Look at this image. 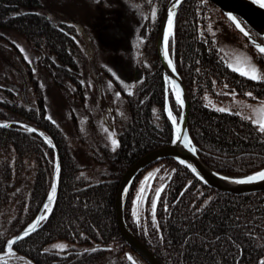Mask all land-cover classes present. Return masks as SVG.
<instances>
[{"label": "trees", "instance_id": "obj_1", "mask_svg": "<svg viewBox=\"0 0 264 264\" xmlns=\"http://www.w3.org/2000/svg\"><path fill=\"white\" fill-rule=\"evenodd\" d=\"M142 1L154 5L155 14L143 34L142 53L138 52L141 79L122 82L106 71L126 109V114L117 118L118 146L113 151V144L101 141L86 152L70 145L67 127L70 117H77L71 97L77 94L85 99L80 40L82 43L87 37L91 44L92 31L83 26L75 33L69 22L47 12L45 0H0V43L13 45L17 52L18 46L7 32L18 31L48 73L51 82L46 87L65 95L61 111L52 107L47 90L29 68L24 77L34 87L35 102L20 99L15 92L0 99V264H150L123 238L115 212V195L124 171L144 153L169 143L173 134L165 113L163 67L156 50L170 0ZM114 20L112 26L117 29ZM218 27L226 39L245 41L264 71V53L210 0L185 1L175 17L169 51L190 97L188 128L201 159L224 174H246L264 167V132L246 117L220 111L213 101L236 94L248 101L264 102V79L252 80L233 71L217 40ZM125 56L133 59L131 50ZM75 74H80L78 82ZM170 102L179 119L182 107L172 93ZM30 126L43 131L50 143ZM55 148L59 166L55 198L47 203L51 213L6 252L8 240L36 219L51 195ZM92 159L103 166L97 180L83 173ZM149 171L153 185L147 186V195L137 201L136 192ZM159 188L162 191L157 199ZM125 216L135 234L165 264L264 262V190L246 194L221 191L199 180L172 157L152 163L137 175L127 197ZM57 241L70 246L61 250L54 245ZM129 253L135 261L129 259Z\"/></svg>", "mask_w": 264, "mask_h": 264}, {"label": "rangeland", "instance_id": "obj_2", "mask_svg": "<svg viewBox=\"0 0 264 264\" xmlns=\"http://www.w3.org/2000/svg\"><path fill=\"white\" fill-rule=\"evenodd\" d=\"M45 2L48 5L47 12L49 14L69 22L75 31L81 32L80 27L83 28V26L88 28L92 31L93 36L91 44H88L85 38H83L81 43L79 38L83 52L79 64L81 70H83L82 78L85 83L86 94L85 99H81L77 94L71 97L77 117L75 120L70 117L71 124L70 127L69 124L67 127L69 143L73 148H82L86 152H89L101 141L108 145L112 144V139H115L117 118L125 115L126 109L123 97L115 90L114 85L107 78L106 71L116 74L122 82L130 81V83H133V81H136L134 79L135 71L129 70V67L135 64L140 68L137 73L141 76L143 68L137 61H140L139 53H142L141 43L144 40L143 34H146L147 23L154 17L155 7L152 4H145L142 0H45ZM103 16H112L115 19L114 23H116L119 29L123 28L126 16L127 23H125L129 26L130 30L128 38L127 36L122 38V36L117 35V33H122V31L117 28L118 32H115V28L113 38L117 42H109L108 44L103 42L101 38L104 36L103 33L107 31V28L103 24H98ZM144 21H146L145 25H143ZM111 26L108 25L109 28ZM143 28L144 30H141ZM7 33L10 39L18 46L19 50L16 52L13 45L4 42L0 43V98H7L9 96L10 92L5 89L6 86H14V91L20 99L24 97L30 103H34L36 100L34 87L28 84L24 86L22 83V78L28 73L27 69L31 68L38 79V84L44 88L45 92L47 90V97H50L49 101L52 107H57L61 111L63 106L60 104L65 95H61V91L54 89V87H50V89L46 87L51 82V79L46 70H44L46 73L42 70L39 64V57L32 49L30 43L16 30H11ZM215 33L221 50H223L224 56L230 64L234 67L254 65L264 75V71L260 68L245 41L242 39L241 41L226 39L219 27L215 30ZM129 42L131 43L130 50L133 57L131 60L133 62L124 59ZM92 49L94 50L93 54ZM91 56L95 57L96 62H93V64L90 62ZM114 57H116L115 62ZM142 61L143 64H147V60ZM123 67L128 68L127 73L122 74L121 70ZM128 73H130V79H125ZM67 91L71 92L69 88ZM213 103L220 109H225L231 113L234 112L253 122L261 118L258 110L264 108L263 101H248L236 94H233L228 99H222V101H213ZM112 133H114V136L110 135ZM92 162L89 167L83 170V173L92 180H97L101 177L100 171L103 169V166L95 163L93 159ZM150 174L151 171L146 173L142 182H140L141 184L136 192L137 201L143 200L144 196L148 193V190L146 191L147 186L149 188L153 185V178L150 177ZM54 245L65 246L63 248L59 247L61 250L70 246L65 241H57Z\"/></svg>", "mask_w": 264, "mask_h": 264}, {"label": "water", "instance_id": "obj_3", "mask_svg": "<svg viewBox=\"0 0 264 264\" xmlns=\"http://www.w3.org/2000/svg\"><path fill=\"white\" fill-rule=\"evenodd\" d=\"M186 0H170L167 5L163 18L159 27L158 36H157V53L161 59L162 67H163V79L165 83V113L170 119L173 125V134L169 143L154 148L140 157H138L123 173L118 188L115 195V212L119 225V229L123 238L126 242L137 252L140 254L142 258L148 261L150 264H165L163 260L142 240L140 239L135 232L129 226L126 216H125V206L127 197L130 191V188L137 177V175L143 171L146 167L155 163L164 158L172 157L176 159L179 163L186 166L190 171H192L196 177L204 181L211 187H215L221 191H229L232 193H240L246 194L247 192H258L264 190V180H254L246 183H237L239 180H247L248 177L255 176L257 173L264 171V167L257 169V171L249 172L246 174H228L222 173L218 170L212 169L203 159H201L199 154L198 146L195 143L194 138H192L190 128H188L189 122V112H190V97L187 93L186 85L184 84L183 78L181 74H179L175 61L173 60L170 51H169V40L170 36L173 33L174 25H175V17L180 11L181 6L185 3ZM217 7H220L226 18L229 19V14L235 16L237 20L240 22L241 27L244 28V31L248 33L247 36L244 35L243 32L239 28L236 27V24L230 20L235 28L256 48L257 45L260 47H264V40L258 38L252 30L245 26L243 21L249 26L252 27L261 37L264 38V8H261L258 4L253 3V0H210ZM174 5L176 6L174 8ZM170 10L175 11V16L173 17V24L171 29V34L168 36L167 42V52L168 55L165 56V34L168 33V20L170 15ZM258 49V48H257ZM169 60L171 64H169ZM177 91L180 93V97L183 101L181 114L179 119L174 115L171 102H170V93L173 94L175 100ZM178 102V101H177ZM171 112V116L169 115ZM173 118H175L176 123H173ZM17 123H21L20 121H15ZM32 129L36 130L40 133L47 141H50L48 136L41 131L39 128L34 126H30ZM180 128V135L182 137H186L187 139H176L177 132L176 129ZM55 147V146H54ZM195 149V151H193ZM56 151V165H55V178H54V187L57 190V166H59V156L58 151ZM195 169V171H193ZM159 190V189H158ZM161 192V191H160ZM159 192V195H160ZM50 195L47 197L45 203L43 204L39 214L36 219L29 223L25 228H23L20 232L12 236L6 245V252H9L8 245L9 242L19 240L27 237L29 234L34 232L39 224L36 225L34 230L29 231L30 226L33 225L40 216L49 217L51 213L48 210L47 213H43L45 209V205L50 201ZM55 198V197H54ZM52 201V200H51ZM41 222V221H40ZM28 233L25 235V233ZM11 244V251L13 250V245ZM128 257H131L132 261L134 257L129 253Z\"/></svg>", "mask_w": 264, "mask_h": 264}, {"label": "snow or ice", "instance_id": "obj_4", "mask_svg": "<svg viewBox=\"0 0 264 264\" xmlns=\"http://www.w3.org/2000/svg\"><path fill=\"white\" fill-rule=\"evenodd\" d=\"M179 2V0H178ZM253 3H256L258 4L261 8H264V0H253ZM176 6L174 5V8ZM154 15V13H153ZM175 16V11L174 10H170V15H169V20H168V33L165 34V37H164V41H165V56L168 55V52H167V42H168V36L171 34V29H172V24H173V17ZM229 19L232 20L235 24H236V27L239 28L241 30V32L244 33L245 36L248 35V33L246 31H244V28L241 27V24L240 22L237 20V18L231 14H229ZM209 30H210V26H209ZM257 48L258 50L261 52V53H264V47H260L259 45H257ZM21 51H23V49H21ZM238 63H239V60H238ZM169 64H171V61L169 60ZM230 67H233V71H237L239 72L241 75H244V76H247L248 78L252 79V80H259V79H264V75H262L260 73V70L257 69L254 65H247V66H240V67H234L232 65H230ZM248 95H251V93H248ZM176 99L178 101V103H180L181 105L183 104V101L180 97V93L179 91H177V95H176ZM220 111H225V109H219ZM258 112L260 113V119H258L257 121H254V123H257L258 126H259V131L261 132H264V108H261L258 110ZM169 115L171 116V112H169ZM173 123H176L175 121V118H173ZM34 131V130H33ZM180 128L178 127L176 129V132H177V136H176V139H187L186 137H182L180 135ZM111 136H114V133L110 134ZM50 143V141H49ZM112 144H113V151H115V148L118 146V141H116L115 139H112ZM193 151H195V149H193ZM58 168V166H57ZM193 171H195V169H193ZM264 180V171L262 172H259L257 173L255 176H251V177H248L247 180H239L237 181V183H246V182H251V181H254V180ZM143 191V190H142ZM162 191V189H159L157 190V199L159 198V192ZM55 194H56V188L53 187L52 188V191H51V195L49 197V200H53L54 197H55ZM45 209L49 210L50 211V208H49V205H45ZM155 213V203H153V215ZM46 217L45 216H40L39 219L33 224L30 226V229L29 231L31 230H34L36 228V225L40 223V221L44 220ZM28 233L26 232L25 235H27ZM15 243V241H11L9 242V245H8V249H9V252H11V244ZM58 247H65L63 245H60ZM129 259L131 260V257H129ZM262 264H264V262H262Z\"/></svg>", "mask_w": 264, "mask_h": 264}, {"label": "flooded vegetation", "instance_id": "obj_5", "mask_svg": "<svg viewBox=\"0 0 264 264\" xmlns=\"http://www.w3.org/2000/svg\"><path fill=\"white\" fill-rule=\"evenodd\" d=\"M125 18H126V21L124 20V22H123V25H124V27L126 26V29L125 28H122V29H119L120 31H122V33L120 32V33H117V35H119V36H122V38H125V36H127V38H128V36H129V34H130V30H129V26L128 25H126V23H127V17L125 16ZM112 16H108V17H105V16H103L102 17V19H100L99 21L100 22H98V24L100 23V24H103L104 26H106V28H107V31L105 32V33H103L104 34V36L101 38L102 39V41L103 42H105V43H115V42H117V41H114L115 39L113 38V31H114V28H113V26H111L110 28L108 27V25H112ZM102 21V22H101ZM126 22V23H125ZM146 24V21H144L143 22V25H145ZM79 26H81L80 24H79ZM80 29H81V27H80ZM118 29H116L115 30V32H118ZM141 30H144V28L143 29H141ZM104 31V30H103ZM75 33H76V31H75ZM145 34V33H144ZM73 36H75V34L73 35ZM75 40L77 41V35L75 36ZM86 40H88L87 39V37H86ZM89 44V43H88ZM127 51H129L130 49H131V43L129 42L128 44H127ZM124 59L126 60V61H129V62H133V60H130L129 58H128V56H125L124 57ZM90 62L93 64V62H96L95 61V58L93 57V56H91V59H90ZM133 65V64H132ZM134 69V70H133ZM129 70H132V71H135V73H134V79L136 80V81H138V80H140L141 79V76L137 73L139 70H140V68L138 67V66H136L135 64L132 66V67H129ZM127 71H128V68L127 67H123L122 68V70H121V72H122V74L123 73H127ZM130 73H128V75H126V77H125V79H130ZM69 76H72V75H69ZM74 78H75V81L76 82H78L79 81V78L77 77V75L75 74V76H74ZM69 79H71L70 77H69ZM22 83L24 84V86H26V81H25V77L24 78H22ZM78 84V83H77ZM14 86H12V87H10V86H6L5 87V89H7L10 93H14L15 91H14V88H13ZM10 93L8 94V95H10ZM0 99H2V98H0Z\"/></svg>", "mask_w": 264, "mask_h": 264}]
</instances>
